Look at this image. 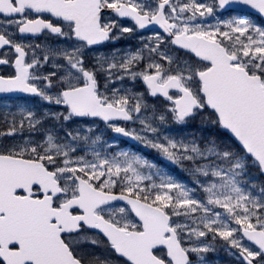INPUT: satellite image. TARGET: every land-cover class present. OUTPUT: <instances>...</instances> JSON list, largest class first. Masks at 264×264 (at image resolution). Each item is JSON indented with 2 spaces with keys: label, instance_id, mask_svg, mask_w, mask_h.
<instances>
[{
  "label": "snow or ice",
  "instance_id": "obj_1",
  "mask_svg": "<svg viewBox=\"0 0 264 264\" xmlns=\"http://www.w3.org/2000/svg\"><path fill=\"white\" fill-rule=\"evenodd\" d=\"M0 264H264V0H0Z\"/></svg>",
  "mask_w": 264,
  "mask_h": 264
},
{
  "label": "rangeland",
  "instance_id": "obj_2",
  "mask_svg": "<svg viewBox=\"0 0 264 264\" xmlns=\"http://www.w3.org/2000/svg\"><path fill=\"white\" fill-rule=\"evenodd\" d=\"M221 257H222V254H221ZM210 258H212L211 256H210ZM223 258V257H222Z\"/></svg>",
  "mask_w": 264,
  "mask_h": 264
}]
</instances>
